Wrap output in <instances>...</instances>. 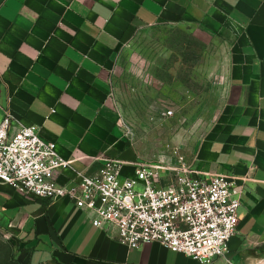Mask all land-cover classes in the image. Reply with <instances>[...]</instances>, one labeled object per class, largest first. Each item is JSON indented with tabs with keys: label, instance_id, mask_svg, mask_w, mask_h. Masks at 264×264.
Instances as JSON below:
<instances>
[{
	"label": "crops",
	"instance_id": "crops-1",
	"mask_svg": "<svg viewBox=\"0 0 264 264\" xmlns=\"http://www.w3.org/2000/svg\"><path fill=\"white\" fill-rule=\"evenodd\" d=\"M194 23L231 53L222 109L186 161L190 176H226L240 191L228 251L209 264H264V0H0V121L36 126L68 161L72 186L106 159L134 178L147 164L118 123L110 73L129 30ZM160 166V165H159ZM156 185L168 181L160 168ZM0 234L20 264H201L158 243L128 248L68 199L41 200L0 181Z\"/></svg>",
	"mask_w": 264,
	"mask_h": 264
},
{
	"label": "built area",
	"instance_id": "built-area-1",
	"mask_svg": "<svg viewBox=\"0 0 264 264\" xmlns=\"http://www.w3.org/2000/svg\"><path fill=\"white\" fill-rule=\"evenodd\" d=\"M12 120L5 112L0 121V181L20 194L68 199L89 214L94 227L112 228L128 248L155 242L201 264L228 251L238 224L240 191L226 176L192 177L180 159L178 167L165 168L168 181L156 185L162 166L141 164L129 178L122 174L123 162L106 159L93 174L62 186L53 175L68 161L57 155L54 143L39 136L36 126L17 124L12 130Z\"/></svg>",
	"mask_w": 264,
	"mask_h": 264
},
{
	"label": "rangeland",
	"instance_id": "rangeland-1",
	"mask_svg": "<svg viewBox=\"0 0 264 264\" xmlns=\"http://www.w3.org/2000/svg\"><path fill=\"white\" fill-rule=\"evenodd\" d=\"M230 43L194 23L129 30L110 73L118 123L147 164L176 168L219 115ZM140 190V186H135ZM0 234V264H16Z\"/></svg>",
	"mask_w": 264,
	"mask_h": 264
},
{
	"label": "trees",
	"instance_id": "trees-1",
	"mask_svg": "<svg viewBox=\"0 0 264 264\" xmlns=\"http://www.w3.org/2000/svg\"><path fill=\"white\" fill-rule=\"evenodd\" d=\"M16 264H20V262L18 261V259L16 258V255L14 256V260H13Z\"/></svg>",
	"mask_w": 264,
	"mask_h": 264
}]
</instances>
